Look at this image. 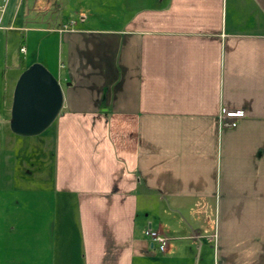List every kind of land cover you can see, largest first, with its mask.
<instances>
[{
    "label": "crops",
    "instance_id": "obj_1",
    "mask_svg": "<svg viewBox=\"0 0 264 264\" xmlns=\"http://www.w3.org/2000/svg\"><path fill=\"white\" fill-rule=\"evenodd\" d=\"M12 1L19 14L26 0ZM77 6L46 29L44 61H30L43 27L8 12L26 35L0 93V264H264V0ZM33 62L64 97L51 184L35 187L20 173L33 163L11 164L23 135L10 124Z\"/></svg>",
    "mask_w": 264,
    "mask_h": 264
},
{
    "label": "rangeland",
    "instance_id": "obj_2",
    "mask_svg": "<svg viewBox=\"0 0 264 264\" xmlns=\"http://www.w3.org/2000/svg\"><path fill=\"white\" fill-rule=\"evenodd\" d=\"M13 4V1L11 4H9V9H7L6 12L7 16L5 17V20H3V26L5 28L0 29V93L5 92V83L12 84L10 80L17 74L16 69L20 67L17 64L20 61L17 53L19 52V47L22 43V39L26 35V31H14L6 28L8 14L10 12L12 14L13 11L16 15L18 14L20 6L16 5V7L13 9ZM77 5L78 0H69V4L67 5V7H65L64 0H26L24 2V5L21 6V11L14 19V23L16 25L21 24L27 26H41L43 27V30H45L41 33L39 39L33 44L34 56L30 59V61H44L43 59H45V57L42 55L45 52L46 55H52V45L50 41L47 42V38H49L50 40V38L52 37V33H47L46 29H48V27H57L62 25L63 19L78 18L79 16L77 14H71L75 11H78ZM99 10L102 12H106V10L104 9ZM31 64L32 63H30V65ZM54 129L55 127L53 125H50L45 132H42L38 135L21 137V152L14 153L13 155V162L11 163L12 166H14V162H17V164H19L22 161L23 163L27 162L29 165L33 163L32 167H29V173L20 172L23 173V177L24 175L26 176L24 179H27L28 184L34 185L33 187L36 186L38 181L41 182L43 178L47 180L48 185L51 184L50 179L53 176L52 164L54 166V157H52ZM36 150L37 155L35 153ZM1 158L2 157H0V162L3 160H1ZM35 163H37V169H35ZM22 171L24 170L22 169ZM30 171L32 173H30ZM28 205L30 206V204ZM185 210L182 212L186 216V218H188L189 220L192 219L193 216H191V214L188 215V211L186 212ZM180 216H182V214ZM151 220L154 227H157L159 225V223L156 222L157 219H155L152 215ZM169 240L170 237L168 236V242ZM167 248L168 243L166 245V249Z\"/></svg>",
    "mask_w": 264,
    "mask_h": 264
},
{
    "label": "water",
    "instance_id": "obj_3",
    "mask_svg": "<svg viewBox=\"0 0 264 264\" xmlns=\"http://www.w3.org/2000/svg\"><path fill=\"white\" fill-rule=\"evenodd\" d=\"M62 85L42 63L34 62L20 74L15 86L11 128L23 136L44 132L63 105Z\"/></svg>",
    "mask_w": 264,
    "mask_h": 264
},
{
    "label": "built area",
    "instance_id": "obj_4",
    "mask_svg": "<svg viewBox=\"0 0 264 264\" xmlns=\"http://www.w3.org/2000/svg\"><path fill=\"white\" fill-rule=\"evenodd\" d=\"M9 1L10 0H0V29L5 28L3 26V14L5 13L8 5H9ZM68 25H65V28H68ZM22 51H25V47L21 48ZM229 112V110H227L226 108H223V113L227 116V113ZM238 112V111H237ZM220 124L222 126L225 127H235L237 125V121L235 119H225V117L222 114L221 120H220ZM146 235L149 236L150 239H152V241L154 243H157L160 250L164 251L166 249V245L168 243V236L162 234L160 231L158 230H154L152 229V227H148L146 230Z\"/></svg>",
    "mask_w": 264,
    "mask_h": 264
}]
</instances>
